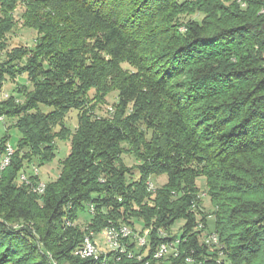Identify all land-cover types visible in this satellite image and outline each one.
Masks as SVG:
<instances>
[{
  "label": "trees",
  "instance_id": "trees-1",
  "mask_svg": "<svg viewBox=\"0 0 264 264\" xmlns=\"http://www.w3.org/2000/svg\"><path fill=\"white\" fill-rule=\"evenodd\" d=\"M240 1L0 0V40L17 5L38 37L26 65L10 51L0 63V90L18 72L32 85L0 103L20 132L0 171V264H94L74 253L83 230L66 225L86 204L93 230L135 219L149 229L141 260L108 251L107 264H264V0ZM112 91L113 112L95 114ZM57 139L69 153L37 194L40 178L25 184L20 173L50 162ZM8 142L0 137V157ZM124 152L138 163L128 167ZM152 174L166 181L149 191ZM199 177L212 208L202 221L192 211ZM199 223L217 235L215 249ZM159 229L179 238V256L152 257Z\"/></svg>",
  "mask_w": 264,
  "mask_h": 264
},
{
  "label": "rangeland",
  "instance_id": "rangeland-1",
  "mask_svg": "<svg viewBox=\"0 0 264 264\" xmlns=\"http://www.w3.org/2000/svg\"><path fill=\"white\" fill-rule=\"evenodd\" d=\"M241 5H244V2L238 0ZM24 8L22 7V5H17L16 8L14 9L13 13H12V17L14 20V26L13 28L4 35L3 39L0 40V63H6L9 61V59H7V51L9 52V55L11 56L13 54V52H22L23 55L19 60L14 61L12 63H14L15 65H17V68L23 67L24 65L27 64V60L30 59V57L33 55V48L35 47V43H37V33L34 29L24 26L23 25V21L20 18V15L22 14ZM202 15L199 13H195L192 15H184V19H188V18H196V19H200ZM179 30L183 31L185 30V26L184 25H180L179 26ZM2 64V65H3ZM27 74L26 73H20L18 72V74L15 75V79H11L10 77H7L3 83V86L0 90V103L5 100L7 97H9V95L14 94L16 95L14 89L16 87V85H18L19 83L22 84H26L27 87L29 89H32V85L29 82V80L27 79ZM92 93V92H90ZM18 99H22V97L18 98ZM115 101H117V93L115 91L110 92L106 98H105V102L103 103H99L97 105V107L95 108V114L100 115V116H108L113 112L114 109V103ZM42 109H46L44 106H42ZM15 117H7L4 115L0 116V137H2L3 135L7 134L8 135V143L11 146H15L20 138V132L17 129V127L14 125L15 124ZM77 124V109H70L65 118H64V125L67 126L68 128H70L71 130H73L76 127ZM57 129V127H56ZM7 143V144H8ZM56 144H57V151L55 153L54 158L43 165H38L37 162L34 161L33 165L34 168H37V174L38 177L40 178V176H46L47 173H49L51 176H49V179H54L57 176V173L59 171V167H60V161L69 153V149H70V142L69 140H61V139H57L56 140ZM122 159L124 161V163L128 166L131 167L132 165L135 166L136 163H138V160H136V158L134 157L133 154L129 153V152H124L122 154ZM33 165L29 166L26 171L24 170L25 174H30L31 172H33ZM4 169V168H3ZM1 171V170H0ZM46 171H48L46 173ZM133 177H137V173L135 172V170H133ZM149 179L152 181V183L154 184V187H158L160 185H162L165 181H166V175L165 174H156V175H151L149 177ZM42 180V179H41ZM44 181V180H42ZM196 183L199 187L198 189V196H199V201L196 202V206L194 208H192L193 213H195L196 218L199 221H202L201 217H205L207 218V216L210 215V212L212 211V208L210 206V202H209V198L207 195L206 187H205V181L203 177H199L196 180ZM91 205H87L86 204V208L84 210H80L79 214H78V218L75 221H67L66 225L68 226H78L79 228H81L83 230V236L81 239V242L79 243L78 246H76L74 253L76 255H78L76 253V249L80 246V244L82 243L84 236L93 233L94 235H96L94 238L97 246L100 248L101 250H105V244L103 240H99L97 238V236H101L100 231L101 230H93L92 228L88 227V221L90 219V215L93 213L91 207ZM184 223L183 219H180L178 221H176L170 228H169V233L173 234L176 232L180 231V227L181 225ZM209 226L211 229L214 228V219H210L209 221ZM201 224V223H200ZM17 226V225H16ZM199 229H204L201 232L200 235V239L203 240L205 235H206V231H211L210 229H205L203 228V226L198 225ZM133 231L138 233L141 229H143V225H142V221L135 219L134 220V224L132 225ZM98 241V242H97ZM79 256V255H78ZM80 257V256H79ZM55 263V262H54ZM67 264V263H64Z\"/></svg>",
  "mask_w": 264,
  "mask_h": 264
},
{
  "label": "bare ground",
  "instance_id": "bare-ground-1",
  "mask_svg": "<svg viewBox=\"0 0 264 264\" xmlns=\"http://www.w3.org/2000/svg\"><path fill=\"white\" fill-rule=\"evenodd\" d=\"M11 147L12 146L9 143L6 144L5 150L2 153V155H10ZM13 151H14V148H13ZM2 155L0 157V170L3 169L2 168ZM9 163H10V159H8V164ZM35 169L37 170V168H35ZM27 175L28 174H25V172L23 170V172L20 173L19 178H20V181H23L25 184H30L31 179H29L28 178L29 176H27ZM33 175L38 176L37 173H33ZM31 185H32V190L34 192H36L37 194H41L45 188V182L42 181L41 179L36 181V183L31 184ZM147 189L149 191L154 190V188L151 187L150 179L147 181ZM90 207L92 208V211H93L94 210L93 205H91ZM118 225H119V227H112L111 225H107V226L103 227L100 231V234L103 238L110 239V241L103 240L104 244H105V250L104 249L101 250V247L99 248L97 246L96 242H95V248H99L100 251L103 252L104 254H106L108 251H111L114 253V252H116V250H119L122 255H126L127 257H136V255L134 254V251H132L131 249H128V245H130L128 240H130V242H137V240H148L149 229L148 228L143 229L142 232L136 233L133 231V228H131L127 224H124V223L120 224L119 223ZM198 225H201V224L199 223ZM162 232L166 233V231H164L163 229L162 230L159 229V235L161 236V241H159V250L162 252H169V241L167 239L162 240V238H163ZM95 236L96 235H94V232L84 236L82 243L76 249V253L80 257H82V258L89 257V253L86 252L87 251V241H95L94 240ZM205 244L207 245V243H205ZM177 245L178 244H171L170 245V253H173L175 256H177V255L179 256V254H180L178 251ZM210 248L215 249L214 247H210ZM92 258L94 259V264H107L106 256H104V255H99L96 257H92ZM185 261H191V260H185Z\"/></svg>",
  "mask_w": 264,
  "mask_h": 264
},
{
  "label": "built area",
  "instance_id": "built-area-1",
  "mask_svg": "<svg viewBox=\"0 0 264 264\" xmlns=\"http://www.w3.org/2000/svg\"><path fill=\"white\" fill-rule=\"evenodd\" d=\"M12 153H13V146L11 147L10 155H2L1 154L2 155V168H4L5 166L8 165V159L11 158V154ZM33 173H37V170L34 168V165H33V172H31V175H33ZM31 175H27V176H31ZM150 182H151V187L155 188L154 184L152 183L151 180H150ZM207 217H210V215L207 216ZM111 226L112 227H119V225H114V224H112ZM201 226H204V225L201 223ZM206 232L207 233H206V235H205V237L203 239L204 243H207V245L209 247H214L215 248L218 245L217 235L213 231H206ZM167 236H168L167 233H163L162 232V237H167ZM97 238L99 240L110 241V239L103 238L102 236H97ZM128 241L130 243V240H128ZM168 241H169V252L160 251L159 250V243H158L156 245L155 249L152 252V257L154 259H162V258L166 257L168 254H172L173 256H175L173 253H170V245L171 244H178L179 243V238H175V239H172V240L169 239ZM134 244H135L134 247L138 250L137 252L134 251V254L136 255V258L138 260H141L143 255H145L144 254L145 252H143V253L139 252V249L141 247L148 246V240H137V242H134ZM86 252L89 253V257L90 258L99 256V255H106L103 252H101L99 248H95V241H87V251ZM114 253L116 254V259H118L122 255L119 250H116V252H114ZM186 260H190V257H187Z\"/></svg>",
  "mask_w": 264,
  "mask_h": 264
},
{
  "label": "crops",
  "instance_id": "crops-1",
  "mask_svg": "<svg viewBox=\"0 0 264 264\" xmlns=\"http://www.w3.org/2000/svg\"><path fill=\"white\" fill-rule=\"evenodd\" d=\"M47 172H48V171H46V173H47ZM49 176H51V175H50L49 173H47L46 176H40V179L46 181V180L49 179Z\"/></svg>",
  "mask_w": 264,
  "mask_h": 264
}]
</instances>
